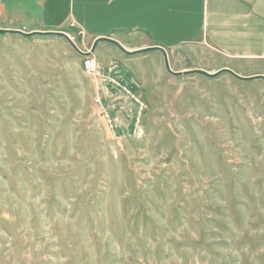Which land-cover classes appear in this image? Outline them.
Listing matches in <instances>:
<instances>
[{
  "label": "rangeland",
  "instance_id": "1",
  "mask_svg": "<svg viewBox=\"0 0 264 264\" xmlns=\"http://www.w3.org/2000/svg\"><path fill=\"white\" fill-rule=\"evenodd\" d=\"M60 33H0V264H264V61Z\"/></svg>",
  "mask_w": 264,
  "mask_h": 264
},
{
  "label": "crops",
  "instance_id": "2",
  "mask_svg": "<svg viewBox=\"0 0 264 264\" xmlns=\"http://www.w3.org/2000/svg\"><path fill=\"white\" fill-rule=\"evenodd\" d=\"M1 20L29 33L73 28L85 42L138 35L154 48L210 45L233 60L264 61V0H0Z\"/></svg>",
  "mask_w": 264,
  "mask_h": 264
},
{
  "label": "built area",
  "instance_id": "3",
  "mask_svg": "<svg viewBox=\"0 0 264 264\" xmlns=\"http://www.w3.org/2000/svg\"><path fill=\"white\" fill-rule=\"evenodd\" d=\"M82 36V33L80 32ZM99 69L98 61L93 55H86L83 62V73L86 76L94 77Z\"/></svg>",
  "mask_w": 264,
  "mask_h": 264
},
{
  "label": "water",
  "instance_id": "4",
  "mask_svg": "<svg viewBox=\"0 0 264 264\" xmlns=\"http://www.w3.org/2000/svg\"><path fill=\"white\" fill-rule=\"evenodd\" d=\"M6 32L21 33V34H24V35L40 34V33H38V32H37V33L27 34V33H24V32H22V31H18V30H3V29H0V33H6ZM41 34H57V35H63V34L60 33V32H48V33H41ZM95 47H96V45H95ZM154 49H159V50L165 52V50H164L163 48H154ZM85 55H88V54H85ZM166 66H167V68L169 69V63H168V61H166ZM261 78L264 79L263 76H261Z\"/></svg>",
  "mask_w": 264,
  "mask_h": 264
},
{
  "label": "trees",
  "instance_id": "5",
  "mask_svg": "<svg viewBox=\"0 0 264 264\" xmlns=\"http://www.w3.org/2000/svg\"><path fill=\"white\" fill-rule=\"evenodd\" d=\"M71 31H74L76 34V36H77V39L79 40V41H81L82 40V37H81V35H80V32H79V30H73V28H71ZM114 33H117V32H114Z\"/></svg>",
  "mask_w": 264,
  "mask_h": 264
}]
</instances>
